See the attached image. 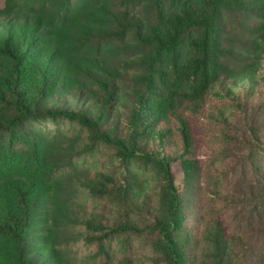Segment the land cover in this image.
<instances>
[{"label":"trees","instance_id":"obj_1","mask_svg":"<svg viewBox=\"0 0 264 264\" xmlns=\"http://www.w3.org/2000/svg\"><path fill=\"white\" fill-rule=\"evenodd\" d=\"M58 118L89 141L36 125ZM200 129L241 144L264 178V0H4L0 264H75L66 243H95L96 257L115 233L124 247L143 236L152 264H264V246L212 209L260 217L264 181L210 197ZM99 144L120 171L75 162ZM85 196L108 201L113 219ZM256 230L264 238V217Z\"/></svg>","mask_w":264,"mask_h":264},{"label":"rangeland","instance_id":"obj_2","mask_svg":"<svg viewBox=\"0 0 264 264\" xmlns=\"http://www.w3.org/2000/svg\"><path fill=\"white\" fill-rule=\"evenodd\" d=\"M4 0H0V7L3 6ZM237 125H241L237 119ZM36 125L49 129L52 131H62L67 134H79L84 142H88L86 132L75 122L66 118H58L56 120H41L36 122ZM201 132L197 138L199 146V156L202 161V185L203 188H208L210 197L217 198L213 191H221L228 195L240 196V190L247 189L251 185H258L263 183L264 178L256 171L246 157V150L241 144H227L226 148H221L215 138L206 134L205 130L200 129ZM261 158L259 166L264 175V149L260 151ZM75 162L81 167H87L93 171H104L107 173H117L120 171L118 159L112 148L103 144H99L94 150L76 157ZM257 164V162H255ZM181 174H176V183L180 184ZM85 204L89 209L98 213L104 214L108 219H113L111 213V204L104 199H94L85 196ZM219 199V198H218ZM234 200V199H232ZM212 209H219L218 214L223 218L229 228L241 232L248 240H253L258 243L260 247L264 246V238L258 237L256 224L264 217V209L260 217H247V208L241 204L229 203L220 204L217 202ZM137 219H140L137 217ZM143 236L133 237L132 242L126 247L122 246L117 233L103 239L104 252L108 255L117 258L122 255H128L139 264H152L148 257L149 248L144 242ZM66 250L75 264H110L107 254L94 256L96 250L95 243L85 242L82 238L72 239L65 245ZM93 256L95 257L93 260ZM89 259V262H88ZM91 260V261H90Z\"/></svg>","mask_w":264,"mask_h":264}]
</instances>
